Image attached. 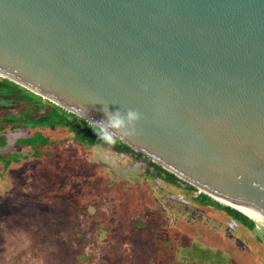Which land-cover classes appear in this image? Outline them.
Wrapping results in <instances>:
<instances>
[{
	"label": "water",
	"instance_id": "water-1",
	"mask_svg": "<svg viewBox=\"0 0 264 264\" xmlns=\"http://www.w3.org/2000/svg\"><path fill=\"white\" fill-rule=\"evenodd\" d=\"M0 76L264 216V0H0Z\"/></svg>",
	"mask_w": 264,
	"mask_h": 264
},
{
	"label": "rangeland",
	"instance_id": "rangeland-1",
	"mask_svg": "<svg viewBox=\"0 0 264 264\" xmlns=\"http://www.w3.org/2000/svg\"><path fill=\"white\" fill-rule=\"evenodd\" d=\"M42 133L38 157L20 148L27 160L0 166V264H209L187 251L264 264V228L192 202L130 155Z\"/></svg>",
	"mask_w": 264,
	"mask_h": 264
},
{
	"label": "trees",
	"instance_id": "trees-1",
	"mask_svg": "<svg viewBox=\"0 0 264 264\" xmlns=\"http://www.w3.org/2000/svg\"><path fill=\"white\" fill-rule=\"evenodd\" d=\"M1 92L12 94L16 101L15 107V123L21 127L28 128H47L48 130L64 129L70 132L74 140L86 147L92 146H104L110 148L112 151L132 156L135 161H141L146 166V173L154 179L163 181L171 186H174L188 194L191 201L205 208L220 212L228 217L231 221L239 224L250 232L257 230L256 222L248 216L242 214L238 210L224 205L208 195L198 191L185 181L180 180L172 173L163 169L160 165L154 163L149 158L141 153H137L119 141L114 144H106L100 140L93 129L89 126V123L76 115L67 112L59 106L49 102L46 99H42L40 96L20 87L8 79H3L0 84ZM24 143L35 148V145L44 147L50 144L47 137L42 136L39 133L34 134L28 140L23 141ZM35 149L34 155L38 157L41 153ZM13 159V158H12ZM15 159V158H14ZM261 241V238L258 237ZM263 242V241H261ZM214 252V251H213ZM212 252V253H213ZM218 254V255H217ZM220 254V255H219ZM188 256H191V260H197L200 263L207 262L209 264H232V261L227 259L221 252H214V255L202 256L194 255L187 251Z\"/></svg>",
	"mask_w": 264,
	"mask_h": 264
},
{
	"label": "flooded vegetation",
	"instance_id": "flooded-vegetation-1",
	"mask_svg": "<svg viewBox=\"0 0 264 264\" xmlns=\"http://www.w3.org/2000/svg\"><path fill=\"white\" fill-rule=\"evenodd\" d=\"M3 79L6 78L0 76V84ZM12 96V94L1 92L0 90V166L3 168H6L12 164H17L20 161L27 160V155L21 152L20 148L28 149L29 153L35 158V149H39L38 151L41 152L42 148H46V146L40 147L38 145H35V148H31L30 145L23 142L28 140L36 133L46 137L42 131L47 130V128L31 129L28 127L16 126V123L13 120L16 101ZM161 182L165 183L163 181ZM255 237L258 239V235H255Z\"/></svg>",
	"mask_w": 264,
	"mask_h": 264
},
{
	"label": "clouds",
	"instance_id": "clouds-1",
	"mask_svg": "<svg viewBox=\"0 0 264 264\" xmlns=\"http://www.w3.org/2000/svg\"><path fill=\"white\" fill-rule=\"evenodd\" d=\"M106 120H100L96 122H89V126L93 129L97 137L106 144H114L118 137L114 135V132H119L122 129H126L129 125L132 126L131 132H125L126 136H133L136 133L135 125L139 122L141 114L136 110L129 109L127 111V122L122 118L119 110L115 114L105 113ZM257 216H260V221L256 222L257 229L264 228V216L258 212Z\"/></svg>",
	"mask_w": 264,
	"mask_h": 264
},
{
	"label": "bare ground",
	"instance_id": "bare-ground-1",
	"mask_svg": "<svg viewBox=\"0 0 264 264\" xmlns=\"http://www.w3.org/2000/svg\"><path fill=\"white\" fill-rule=\"evenodd\" d=\"M225 203H227V204L230 205V206L236 207V208H238L240 211H242L244 214L251 216L250 214L246 213L245 211H243L242 209H240V208L237 207L236 205H233V204H231V203H229V202H225Z\"/></svg>",
	"mask_w": 264,
	"mask_h": 264
}]
</instances>
